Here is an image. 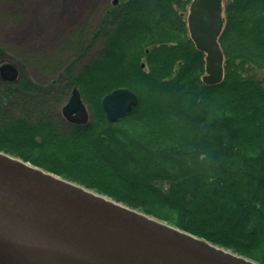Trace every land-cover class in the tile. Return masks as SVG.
<instances>
[{"label": "trees", "instance_id": "trees-1", "mask_svg": "<svg viewBox=\"0 0 264 264\" xmlns=\"http://www.w3.org/2000/svg\"><path fill=\"white\" fill-rule=\"evenodd\" d=\"M191 1L112 2L38 63L0 42L20 71L0 76V149L264 264V0H226L218 84L203 81ZM74 86L86 123L62 113ZM117 87L139 101L111 121Z\"/></svg>", "mask_w": 264, "mask_h": 264}, {"label": "water", "instance_id": "water-1", "mask_svg": "<svg viewBox=\"0 0 264 264\" xmlns=\"http://www.w3.org/2000/svg\"><path fill=\"white\" fill-rule=\"evenodd\" d=\"M224 13V0H192L187 15L206 54L207 84L225 76ZM0 76L17 80L18 65L2 62ZM138 101L129 87H117L102 103L116 121ZM62 113L70 122L89 120L77 86ZM0 264L262 263L0 149Z\"/></svg>", "mask_w": 264, "mask_h": 264}, {"label": "rangeland", "instance_id": "rangeland-1", "mask_svg": "<svg viewBox=\"0 0 264 264\" xmlns=\"http://www.w3.org/2000/svg\"><path fill=\"white\" fill-rule=\"evenodd\" d=\"M112 2L114 0H0V42L11 52L24 53L36 63L35 59L56 52L69 35L81 30L86 23L88 29L93 28L104 7ZM71 50L68 52L72 53ZM71 58L63 55L64 61ZM54 61L51 60L50 66ZM34 63L28 69L35 79L44 81L48 70Z\"/></svg>", "mask_w": 264, "mask_h": 264}]
</instances>
